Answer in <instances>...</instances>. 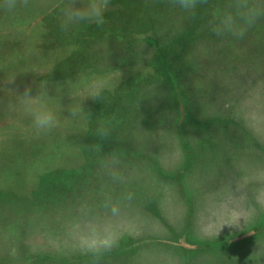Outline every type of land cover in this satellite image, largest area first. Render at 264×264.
Returning a JSON list of instances; mask_svg holds the SVG:
<instances>
[{
  "label": "rangeland",
  "instance_id": "1",
  "mask_svg": "<svg viewBox=\"0 0 264 264\" xmlns=\"http://www.w3.org/2000/svg\"><path fill=\"white\" fill-rule=\"evenodd\" d=\"M220 2L210 0V5L201 8L194 18H187L172 8L167 0H111L106 23L102 27L81 24L68 31L60 27L65 0H29L27 7L21 6L11 12L0 10V196L4 195V199L21 196L22 191L28 192L34 186L37 188L36 178L44 172L60 166L77 165L81 160L79 150L103 147L99 146L96 137V129L101 122L109 124L112 129L106 139L109 144L104 146L111 150L126 148L122 142L126 139H137L138 148H150L152 146L144 145L155 144L156 139L165 138L161 133L165 131V125L154 119L162 98H145L141 102L144 111L141 115L147 119L140 118L139 114L132 125L124 122L126 119L118 108L123 106L120 102L124 99L123 84L134 76L136 79L149 77L150 72L155 74L156 68L168 75V70L172 73L175 68H182V59L188 61V49L174 63V69L168 62L164 66L156 58L160 56L161 48L163 56L175 53L173 46L177 37L190 26L195 28L197 35L200 32L195 39L192 37L190 43L193 42L191 46L194 49L190 55L203 54L202 50H207L200 69L208 87L203 106L197 102L198 96L195 103L187 93L183 95L185 122H191L188 129L194 134L189 143L196 147L199 143L195 139L196 134L209 131L191 121L190 114L195 109L204 117L221 116L223 120L211 122L212 131L243 133L241 138L244 140H236L233 134L228 136L231 141H242L236 142L239 160L236 168L232 166L225 173L229 180L235 176L237 186L223 189L222 185H215L216 179L221 177L219 171V174L213 171L210 175H200L201 167L194 166V170L186 172L183 141L179 137L174 140L171 136L172 140L162 142L172 148L162 162L166 161L170 167V176L183 173V176L180 174L182 183L173 179L174 185L167 183L159 203L154 199H146L140 206L129 202L126 212L119 216L106 215L107 218L104 216L103 220L94 222L92 237L83 236L79 227L77 245H102L109 239L114 240L113 246L118 245V248L133 244L135 247L122 251L126 256L121 257L117 252L108 259L140 264H185L183 260L187 257L190 264H264L263 76L255 75L246 62L233 61L227 73L221 70L219 60L222 59L214 48L217 43H212L214 34L207 27L210 9ZM127 5L143 8L140 15L146 24L137 20V8L132 14L133 9ZM146 7H149L148 12ZM129 29L130 32L127 31ZM263 36L258 33V37ZM258 37L253 38L249 31L236 42L251 54L253 61L255 55L260 54L261 46L264 47ZM114 41H118V50H114ZM184 48L188 47L184 45ZM125 54L133 56V59L126 61ZM186 70L189 72L190 67ZM41 82H47L48 103L58 116V125L48 132H38L31 117L18 104L19 93H23L26 86H31L32 94L37 95ZM174 86L172 83L166 90L171 94ZM178 86L181 87L180 84ZM95 88L103 89L102 99L86 98ZM157 88L154 87L151 94L158 91ZM148 95L147 92L145 97ZM109 102L113 112L119 110L121 120L118 122L105 120L103 116L108 115L98 109ZM206 103L209 104L208 109ZM10 104L15 107H9ZM74 107L81 108L76 117L70 116L69 112ZM174 109L173 121L180 123V111L176 105ZM249 138L258 141L254 140L252 144L247 141ZM159 143L156 148H159ZM214 148L210 152L216 157L208 159L214 163L213 167L219 170L235 162L232 156L217 154V146ZM231 150L234 152L235 148H229L228 152ZM198 180L205 181L206 186L199 189L195 183ZM70 194L76 195L74 191ZM151 209L156 213L152 214ZM1 234L0 257L14 254L8 251L13 248L11 236ZM63 239L64 244L74 243L73 238ZM174 246H186L189 250ZM58 254L68 256V253Z\"/></svg>",
  "mask_w": 264,
  "mask_h": 264
},
{
  "label": "trees",
  "instance_id": "2",
  "mask_svg": "<svg viewBox=\"0 0 264 264\" xmlns=\"http://www.w3.org/2000/svg\"><path fill=\"white\" fill-rule=\"evenodd\" d=\"M127 7L132 8V5H127ZM136 8L137 7H133L132 9V14L136 13ZM138 7L137 8V13H139L137 20L142 23H145L142 15H140L141 12V8ZM146 11L148 12L149 7L145 8ZM115 11V10H114ZM141 17V18H140ZM126 20V18H125ZM146 24V23H145ZM144 24V25H145ZM262 26H261V25ZM204 29V28H203ZM131 29L127 30L128 32H130ZM145 30V26L144 29ZM147 30V29H146ZM184 30H186L185 32H182L181 35H179L177 37L176 40V44L174 42V46H173V51L175 53H172L169 57L168 56H163L161 53L162 52V48L160 49V53H159V57L156 58L159 60V63H162L164 66L167 65V62L170 65V67H172L174 69V63L176 61L179 60V58L181 57L180 55H182L183 53H186L185 51L187 50V54L188 57V61L187 60H183L181 61V66L182 68H175V70L172 71L168 70L169 74L163 71H160L158 68H156L155 70V74H152L150 72V76H142L141 78H130L129 80H127L124 84H123V94L122 97L124 99H122L120 102L123 103L122 107H118L120 108V113L123 117V119H126V121H124L125 123H127L128 125H132L135 121V118L138 117V115L140 114V118H143L144 120L147 119L146 116H142L141 114L144 112L142 107L143 105L141 104V102L143 100L146 99H150L153 100L155 97L156 98H162L163 102L162 104H159V110L158 113L156 112L154 114V119L156 120V122L158 124H164L163 126L165 127V131H162L161 133L163 134V137L166 136L163 139H159L157 141V139L154 141L155 144L153 143H148L147 145L145 144L144 146H152L150 148L148 147H142V148H138L137 145V139H126L125 141L123 139L122 142H125L126 148H119L122 151L128 152V151H133L132 154H135V157H127L126 159L129 161L127 162V173H128V167L130 168L129 171H133L134 169L137 171L138 176L142 175L144 178L145 176H147V174H153L155 175L153 180L157 181V182H170L172 181V179L176 182H181V175L183 173L179 172L177 174H173L170 176L171 172H168L170 170V167L168 168L166 161L162 162V158L165 157V154H169V151L172 149L170 146H168L166 143H162L164 142L163 140L169 141L172 140L173 138L171 136H174V140H177L179 138H181V140L183 141V145L185 146L184 148V155H185V161H184V167L187 169L186 172H189L190 170H194L195 167H201V169H199V171L201 170V172L199 173L200 175H210L212 174L213 171L218 170V168L213 167V164L211 161H208L209 157L214 156V153H211L210 151L214 150L215 146H217L216 152L217 154L219 152H221L223 155H230L235 159V162L233 164H231L230 166V170L231 167H235L237 166L239 160H238V144H236V142L241 143L242 141H231L232 138L228 137L231 134H233L236 138V140H244V137L242 136L243 133L240 132H224V131H212L213 125L211 124V122H214L215 120L221 121L223 120L221 118V116L218 115H210L207 117H204V115H202V112L199 111V113L197 112V110L195 109L194 112H191L190 114V119L192 122H197L195 124H197L201 129H208L209 131H207L208 133H204L205 131H200L201 134H196L197 136H195V139L199 145V147H193L190 145L189 141L190 138L193 139V132H189L188 129V124H190L191 122H189V120H186L187 116H186V112H185V98H184V94L189 96V98L191 99L192 102L197 101V96H198V101L200 102V106H203L204 104V98H205V93H207V87L208 84L205 82L204 77L201 76V72L202 69H200L201 65H203L204 63V59L207 56V50L205 52V49L202 50L200 54L199 52H197L194 56L190 55L189 52H191L194 48H192L193 46H191L193 44L190 43L191 41H193L192 37L195 39L196 36L200 35L199 32V28H198V32L199 34L197 35L195 33V28L191 29V27H185ZM126 31V29H125ZM141 32V31H140ZM211 32V31H210ZM251 32L253 33V38H255L256 36L258 37V33L260 35L264 34V21L260 22L255 28H253L251 30ZM181 33V31L179 32V34ZM208 33V32H207ZM212 33V32H211ZM205 34V33H204ZM213 34V33H212ZM181 37V39H180ZM258 39L262 42L263 46H264V36L262 38L258 37ZM239 39L235 40V38H221L218 39V37H216L214 35V39H212V43H214V45L217 43V45L214 46L215 48V52H217V55L220 59L224 60H219L221 61V70L225 73L228 72V68L231 69V66L229 64H231L233 61L242 63V62H246L248 64V67L252 70V72L257 75V76H263L262 82H264V52L261 51V49H264V47L260 48V54L255 55V62L252 60V56L251 54H248L247 50H243L242 49V45L240 44V42H238L236 44V42ZM183 41V42H182ZM181 42V43H180ZM209 42V41H207ZM190 43V44H189ZM114 50H118L119 46H118V41H114ZM189 44V45H188ZM201 44V43H199ZM184 45H186V47L188 48H184ZM208 46V45H207ZM192 48V49H191ZM117 53V52H116ZM210 54V53H208ZM133 56H129L128 54H125V60L129 61ZM230 61V63H229ZM223 63V64H222ZM180 64V63H179ZM187 67H190L189 72H186ZM158 71V72H157ZM184 81V82H183ZM175 84L174 88V92H172L170 94V91L166 90L167 87L170 85ZM178 84L181 85L178 86ZM145 85V86H143ZM161 86V87H160ZM144 87V89H142ZM154 87H158V91H156L154 94H151L152 91H154ZM176 89V92H175ZM148 92V97H145L146 94ZM191 92V94H190ZM196 98V99H195ZM139 101H140V107H139ZM114 102V103H118ZM113 104V102H112ZM106 105V104H105ZM111 106V102H109L105 107L101 106L99 107V111L101 113H104L108 116H103V118H105V120H109L110 122L113 120L114 122H118L119 120H121V117L119 116V113L117 111L113 112L112 107ZM115 104H113L114 106ZM175 105L177 106V108L180 111V118H181V122L175 123L173 121L174 116L173 113H175ZM208 105L209 104H205V107L208 109ZM141 108V111L139 112V109ZM114 109H117L116 106L114 107ZM201 112V113H200ZM147 113V112H146ZM154 113V111H153ZM206 113V112H205ZM207 114V113H206ZM152 116V115H150ZM204 117V118H203ZM177 119V118H176ZM151 121V118H150ZM96 123V122H95ZM177 124V127H175V125ZM139 126H142V124L140 123ZM178 131H177V129ZM142 129V128H141ZM176 131V132H175ZM195 133V132H194ZM245 134V133H244ZM256 134V133H255ZM237 135V136H236ZM97 137V136H96ZM97 139L99 140L100 144L99 146H103L101 148H85V149H110L109 147H104L106 145H108L109 143L107 142V140H100L98 137ZM230 139V140H228ZM258 139H253L251 141V139L249 138L247 141H250V143L253 144V141ZM160 142V143H159ZM157 143H159V148H156ZM137 146V147H136ZM229 148H235L234 152H232L233 150H231V152H228ZM236 151V154H235ZM169 156V155H168ZM216 157V155H215ZM87 157H84L83 160H86ZM212 164V165H210ZM181 167V166H180ZM228 170V169H227ZM219 173L222 172V167L218 170ZM86 172V165L85 163H83L82 166L77 167L75 169H70V170H66V171H62L61 169H53V171H51V173H49L48 175H52L55 176L58 180H63L64 184L69 185V187H74V185L83 182L82 184H78L76 185L77 190H84L85 184H84V175ZM133 173V172H132ZM181 174V175H180ZM145 175V176H144ZM77 177L79 178L80 176H82L78 181L79 182H75L74 178ZM183 176V175H182ZM58 177H60L61 179H59ZM63 177L65 178V180L63 179ZM148 179V178H146ZM221 179V178H220ZM219 179V180H220ZM151 181V180H150ZM182 183V182H181ZM180 184V183H179ZM44 190L43 187H39L37 189V193L36 195H39L40 193H42ZM9 191H6V193H8ZM133 193V192H132ZM1 194V193H0ZM188 196L189 194L186 193ZM41 195H45V194H41ZM134 195V194H133ZM183 195V193H182ZM4 195L0 196V200H3ZM186 198L188 199V197L186 196ZM118 205L115 204V207H117ZM98 224V223H97ZM18 236V234L16 235ZM19 237H22L21 235ZM89 246V244L87 243V247ZM131 247H135L133 244L130 245ZM130 246H120L118 248L117 246H112L110 249L104 250L102 251V254L99 258V261H107L109 260V256L113 255L114 253H117L119 251H123L125 252V249L127 250V248H129ZM85 245L79 244L77 251L75 253H72L69 256L63 257L61 258V256H59V254H56L59 260H63V261H79L80 264H84V263H88L91 262L93 260V256L91 254L86 253V248ZM19 248V247H18ZM189 248V247H188ZM54 255V254H53ZM51 256L50 254H44V253H38V252H16L12 255H6V256H2L0 257V264H13L16 261H26L28 262V264H39L41 263V261L43 259H47L46 257ZM5 259H7V262L5 261ZM10 259H12V261H10ZM9 260V261H8ZM27 264V263H26Z\"/></svg>",
  "mask_w": 264,
  "mask_h": 264
},
{
  "label": "crops",
  "instance_id": "3",
  "mask_svg": "<svg viewBox=\"0 0 264 264\" xmlns=\"http://www.w3.org/2000/svg\"><path fill=\"white\" fill-rule=\"evenodd\" d=\"M79 151L81 160L76 163L77 165L60 166L56 167L55 170L75 169L85 163L84 190L76 189L78 188L76 185L83 182L74 185V187H69V185L64 184L63 180L60 182L55 176L48 175L53 171L50 170L36 178L38 180L37 188L34 186L28 192L22 191L21 196L0 200V233H2L1 235H10L12 238L10 242L13 244V248L8 251L14 253L20 251L38 252L51 255L39 264H80L79 261L59 260L56 255L68 253L69 256L77 251L79 227H81L79 232L83 236L92 237L94 235V222L103 220L104 216L107 218L106 215L119 216L126 212V205H129V202L140 206L142 201L144 203L146 199H150V201L154 199L159 203L164 191L163 187H167V183L174 185L172 181L159 183L153 180L155 176L153 174L148 173L147 176L144 175L145 178L142 175L138 176L137 171L135 169L129 171V167L127 173V162L129 161L126 158L135 157V154H132L133 151L125 152L121 149H81ZM167 155L165 154V156ZM84 157H87L86 160H83ZM230 166L222 167L221 179L215 178V185H222L221 188L223 189H229L232 185L237 186L234 175L233 180L225 177ZM215 172L218 173V170ZM81 177L74 176L77 178L75 182H79ZM63 179L65 180L64 177ZM195 183L199 189L206 186V182L202 180ZM39 187H43L44 190L36 195ZM73 191L76 194L74 196L70 194ZM115 204L118 205L117 211L113 213L112 209ZM152 204L154 205L155 202ZM155 210L151 209V213H156ZM17 234L18 236H16ZM20 235L22 237H19ZM62 237L66 238V241L68 238H73L74 243L69 245L66 242L64 244L65 241L62 240ZM85 247H87V243H85ZM174 247L189 250L186 246ZM123 253L119 251L117 254L121 257L126 256ZM188 259L189 257L185 258L183 262L190 264ZM26 263L28 264L26 261H16L13 264ZM84 264H94V262ZM98 264L140 263L116 259L100 261Z\"/></svg>",
  "mask_w": 264,
  "mask_h": 264
},
{
  "label": "clouds",
  "instance_id": "4",
  "mask_svg": "<svg viewBox=\"0 0 264 264\" xmlns=\"http://www.w3.org/2000/svg\"><path fill=\"white\" fill-rule=\"evenodd\" d=\"M168 4L178 9L187 18H194L198 11L210 5V0H167ZM111 0H65L61 9V30L68 31L81 24H95L102 27L106 23V12ZM29 0H0V10L14 11L18 7H27ZM264 21V0H221L210 9L207 27L218 38L232 37L243 39L249 31ZM15 80L12 79L10 83ZM102 88H95L86 98L102 99ZM47 82H41L37 95L32 94L31 86H26L23 93H19L18 104L28 114L38 132H48L58 125L56 111L48 103ZM14 108L15 105L10 104ZM80 107L69 109L70 116L76 117ZM111 127L101 122L96 129V136L106 140L111 135ZM113 213L117 211L114 206ZM114 240H107L102 245H89L86 253L93 256L94 264H98L102 251L110 249Z\"/></svg>",
  "mask_w": 264,
  "mask_h": 264
}]
</instances>
